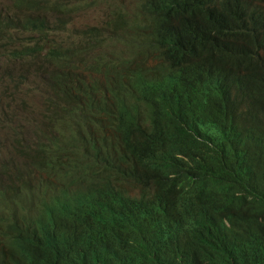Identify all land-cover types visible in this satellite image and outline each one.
Returning <instances> with one entry per match:
<instances>
[{"label":"trees","instance_id":"trees-1","mask_svg":"<svg viewBox=\"0 0 264 264\" xmlns=\"http://www.w3.org/2000/svg\"><path fill=\"white\" fill-rule=\"evenodd\" d=\"M4 1L0 45L49 67L8 117L0 264H264V0H136L106 38L46 33L85 0Z\"/></svg>","mask_w":264,"mask_h":264},{"label":"rangeland","instance_id":"rangeland-1","mask_svg":"<svg viewBox=\"0 0 264 264\" xmlns=\"http://www.w3.org/2000/svg\"><path fill=\"white\" fill-rule=\"evenodd\" d=\"M9 3V1L7 0ZM10 4V3H9ZM6 5L4 0H0V10ZM11 5V4H10ZM89 6V5H88ZM77 7V5H76ZM136 0H98L97 4L93 7H86L87 9H76V11L70 13L65 20L68 28H80L86 25L97 24L102 21L104 15L110 16L112 11H128L135 10ZM101 36L106 38L107 36L103 33ZM37 34H32V40L37 39ZM27 42L30 39L25 37ZM108 47H113L112 42L106 40ZM25 44L23 40L17 41L15 49ZM19 51V50H18ZM2 53V52H0ZM13 59H8L7 62L0 64V140L4 143V146H0V151L6 156L8 153H12V140L14 133H12L14 124L8 118H14L16 116L25 118L26 106L22 104L23 99H27L30 105V111L33 108L42 112L44 95L42 93L45 90L44 79L38 77L34 72L32 65H27L24 69H21V65L18 62H12ZM21 70H27V81H22L19 78L18 73ZM8 75H12L17 80L22 81V86L19 92H15L13 87L6 90V84L9 80ZM26 103V102H25ZM7 211L0 207V215H6Z\"/></svg>","mask_w":264,"mask_h":264},{"label":"clouds","instance_id":"clouds-1","mask_svg":"<svg viewBox=\"0 0 264 264\" xmlns=\"http://www.w3.org/2000/svg\"><path fill=\"white\" fill-rule=\"evenodd\" d=\"M98 0H85L83 1L81 4L76 6H73L71 3L67 2L66 8L64 9L65 12L60 13V12H55V11H49V15H44L43 14V18L46 20V25H47V30L46 33H48L49 37H53V35H57V30L55 28L54 22L61 20L64 22L63 26L67 29V25L65 23L66 18L68 17V15L74 11H76V9L82 10V9H87L86 7H93L97 4ZM89 5V6H88ZM137 9V6L135 7ZM135 9V10H136ZM134 11V10H133ZM132 11L128 10V11H112L111 15L108 17L106 15H104V18L102 19V21L100 23L97 24H91V25H86L84 27H80V28H68L67 32H76V31H80L82 30L83 34H95L94 32L100 33L99 35H102L103 33L108 36L112 30L114 29V27H118L123 23L124 18H126ZM66 34V33H65ZM30 39V42H27L26 38ZM36 40V39H35ZM35 40H32V34H26V36H23V41L25 42V44H29L28 48L33 49L34 48V43ZM8 51L10 50H4L3 47L0 45V64H3L2 62H7L8 59H13L11 58V53H8ZM43 52L42 51L40 53L39 56L37 57H33L32 55H21L18 57H15L14 60L12 62H18L19 64H24L21 65V69H24L27 65H32L34 67V72L38 77H41L44 79L45 82V90L42 93V95L45 93H47V86H46V82H47V70L49 67V60L43 57ZM19 78H21L22 81H27L28 77H27V70H21L18 73ZM24 121V119H23ZM17 126H14V128H16ZM13 128V130H14ZM72 134L68 133L66 134L63 139L60 138V147L62 149H66L71 147V145H69L66 140H69L72 138ZM60 176H65L67 178H71L73 180V186L78 182L79 176H78V172L75 168L69 167L66 168L65 170L62 171V173L60 174ZM72 186V187H73ZM25 195H21L20 191L18 193H16L14 196H6L4 195V197L0 196V198L5 199L8 203H12V204H19L24 200Z\"/></svg>","mask_w":264,"mask_h":264}]
</instances>
